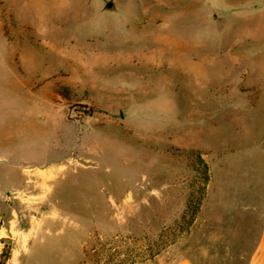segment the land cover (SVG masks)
<instances>
[{"label": "rangeland", "instance_id": "374dc122", "mask_svg": "<svg viewBox=\"0 0 264 264\" xmlns=\"http://www.w3.org/2000/svg\"><path fill=\"white\" fill-rule=\"evenodd\" d=\"M262 1L0 0V264H253Z\"/></svg>", "mask_w": 264, "mask_h": 264}, {"label": "trees", "instance_id": "16d2710c", "mask_svg": "<svg viewBox=\"0 0 264 264\" xmlns=\"http://www.w3.org/2000/svg\"><path fill=\"white\" fill-rule=\"evenodd\" d=\"M80 106L87 107L86 105H80ZM91 111H93L92 108L89 109V112H91ZM199 161L201 163V167L199 169V173L201 174V177L204 179L203 180V185H202L201 190H200V195H201L200 198L202 199L203 196H204L206 187H207L208 180H209V173H208L207 163L203 160L202 157H199ZM129 237L133 238L135 244H137L139 241H141L143 239V238H140V237L134 236V235H130ZM104 248H105L104 246H102V247L98 246V247L95 248V246L93 245V247L88 250V253H90V257L91 256H96L93 259L94 264H102L100 256L102 255V252H103ZM143 254L144 255L139 254V251H138L137 255H135V257H134L135 259H133L132 262L135 263V262H139L140 260H147L148 258H153V255L150 254V253H149V255H147L146 253L143 252ZM124 260L125 259H119L118 262H116L115 264H123ZM104 264H111V263L108 261L107 263H104Z\"/></svg>", "mask_w": 264, "mask_h": 264}, {"label": "bare ground", "instance_id": "6f19581e", "mask_svg": "<svg viewBox=\"0 0 264 264\" xmlns=\"http://www.w3.org/2000/svg\"><path fill=\"white\" fill-rule=\"evenodd\" d=\"M170 26V25H169ZM168 37V36H167ZM182 37V36H181ZM171 38V37H170ZM175 39V38H174ZM176 42V41H175ZM64 169L50 168L45 171H36V180L41 181L42 186H46L50 182L54 181L55 178L59 177V173L64 171ZM63 173V172H62ZM64 177V176H63ZM62 178V177H61Z\"/></svg>", "mask_w": 264, "mask_h": 264}, {"label": "crops", "instance_id": "0c3cea01", "mask_svg": "<svg viewBox=\"0 0 264 264\" xmlns=\"http://www.w3.org/2000/svg\"><path fill=\"white\" fill-rule=\"evenodd\" d=\"M262 4L264 5V1H262ZM253 264H264V229H263V234L259 243V246L253 256L252 259ZM172 264H193L190 259L183 258L180 260H177L176 262Z\"/></svg>", "mask_w": 264, "mask_h": 264}, {"label": "water", "instance_id": "95a60500", "mask_svg": "<svg viewBox=\"0 0 264 264\" xmlns=\"http://www.w3.org/2000/svg\"><path fill=\"white\" fill-rule=\"evenodd\" d=\"M107 8L108 9H114L115 8V5L113 2H110L108 5H107Z\"/></svg>", "mask_w": 264, "mask_h": 264}]
</instances>
